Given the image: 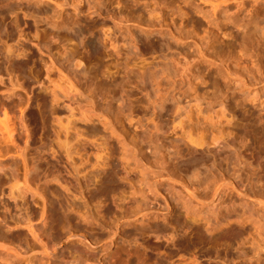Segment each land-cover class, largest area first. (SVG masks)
<instances>
[{
    "label": "rangeland",
    "instance_id": "374dc122",
    "mask_svg": "<svg viewBox=\"0 0 264 264\" xmlns=\"http://www.w3.org/2000/svg\"><path fill=\"white\" fill-rule=\"evenodd\" d=\"M0 264H264V0H0Z\"/></svg>",
    "mask_w": 264,
    "mask_h": 264
},
{
    "label": "bare ground",
    "instance_id": "6f19581e",
    "mask_svg": "<svg viewBox=\"0 0 264 264\" xmlns=\"http://www.w3.org/2000/svg\"><path fill=\"white\" fill-rule=\"evenodd\" d=\"M207 25H210V24H207ZM206 25V26H207ZM217 33V32H216ZM60 71V70H59ZM96 72V71H95ZM58 75V79L56 81H54L53 83L55 84L56 88L59 89L62 93L64 94H67L69 95L71 93V85L68 83L67 79L61 75V73H57ZM65 74V73H64ZM67 76V75H66ZM68 77V76H67ZM54 78V77H53ZM54 80V79H53ZM64 83H66L65 85H63ZM52 88V87H50ZM52 91V90H51ZM54 91V90H53ZM63 94V95H64ZM68 97V96H67ZM71 111V110H70ZM186 112V111H185ZM188 113V112H187ZM189 114V113H188ZM188 114H185V115H188ZM217 114V113H216ZM70 115V114H69ZM189 116H191L189 114ZM189 116H185L186 118L188 117V119H190ZM223 116V115H222ZM68 118V117H67ZM221 117L219 116H216L215 119L213 118H210L209 120V123L205 126H203V129H204V132L205 130H207L208 127H215L217 125V123H219V120ZM183 119V118H182ZM67 120V119H66ZM180 120V119H179ZM73 120L71 121L70 119L67 120L66 123H64L62 120L58 119L57 120V125H56V129L54 130L55 134V147L57 148L58 151H60L61 155L63 156L62 159L59 158V161H57V164H62V167H61V173H64L63 175H61V179L63 180V183L64 185L62 186L63 188V191L64 192H68L69 190H71L70 187H73V188H78L79 187V181H80V176H82V170L84 169L83 166L84 164L86 163V158L83 159L82 156L79 154L80 152L77 150H74L76 148H73L72 146V143L70 140L69 141V135L71 134L70 131L72 130V124ZM181 122V121H180ZM198 122V121H197ZM201 123V122H200ZM221 123V122H220ZM72 124V125H71ZM195 126V125H194ZM74 129V128H73ZM200 129V130H199ZM220 129V128H219ZM197 130V133L198 131H200L198 134H190L188 133V140H189V143L194 146L195 148H201L203 145L205 144H209V143H212V142H204V139H203V134H201V127L196 124V129ZM208 131V130H207ZM220 131V130H219ZM73 132V131H72ZM196 132V131H195ZM77 133V132H76ZM79 133V132H78ZM186 133V132H185ZM218 133V132H217ZM220 133V132H219ZM221 134V133H220ZM73 136V134H71ZM75 135V134H74ZM79 135V134H78ZM77 135V137H78ZM213 135V134H211ZM71 136V137H72ZM219 137V135H218ZM221 137V136H220ZM74 138V137H72ZM76 138V137H75ZM214 138V137H213ZM71 139V138H70ZM78 139V138H77ZM212 139V138H211ZM76 140V139H75ZM73 142V141H72ZM78 142L79 139H78ZM77 142V143H78ZM84 142V140H83ZM83 144V143H82ZM86 144V143H85ZM78 145H81V144H78ZM84 148V147H82ZM81 148V149H82ZM95 148V147H94ZM80 149V150H81ZM53 150V149H52ZM85 150V148H84ZM98 151V150H97ZM78 152V153H77ZM82 152V151H81ZM77 156V158H76ZM55 157V156H54ZM53 158V157H52ZM99 158H101V156L99 155V157L97 156L96 157V162L95 164H97L99 161ZM102 159V158H101ZM100 159V160H101ZM99 164V163H98ZM97 164V165H98ZM83 168V169H82ZM125 174V178H129V174L128 173H122V175ZM140 182H131V185H130V189L132 190L131 192L132 193H139L141 192V184H139ZM11 188V191L12 193L14 191H18L20 190V186L17 182H15L13 185L10 186ZM188 190V189H187ZM189 191V190H188ZM11 193V192H10ZM20 193V191H19ZM68 196V194H67ZM98 213V212H97ZM42 217V216H41ZM29 223V222H28ZM31 224V223H30ZM28 224V229L31 228V225ZM260 236V235H259ZM80 237L85 238L84 235H81ZM262 237V236H261ZM260 237V238H261ZM257 240L255 241L254 240V243H258V238H256ZM260 240V239H259ZM260 242V241H259ZM258 248V247H257Z\"/></svg>",
    "mask_w": 264,
    "mask_h": 264
}]
</instances>
